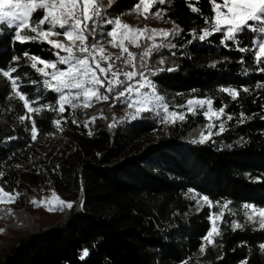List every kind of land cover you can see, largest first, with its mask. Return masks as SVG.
I'll return each instance as SVG.
<instances>
[{"label": "trees", "instance_id": "16d2710c", "mask_svg": "<svg viewBox=\"0 0 264 264\" xmlns=\"http://www.w3.org/2000/svg\"><path fill=\"white\" fill-rule=\"evenodd\" d=\"M135 3L116 0L111 13L129 12ZM195 6L211 15L208 0ZM162 7L168 9L165 19L170 17L184 31L172 41L176 48L162 49L149 61L153 69H165L152 76L154 83L180 102L191 94L211 97L217 109L227 105L225 112L233 116L227 130L207 143H193L194 132L206 121L201 114L174 125L147 113L115 128L105 119L86 128L81 111L73 116L67 110L62 132L52 123L59 116L44 112L42 123L37 121L38 139L32 141L28 122L18 120L24 115L21 103L6 99L10 88L0 77V171L4 173L0 182H7L6 190L21 193L44 185L73 202L61 223L31 230L0 248V264H182L185 259H199L200 264H264L259 248L264 231H254L251 225L233 231L221 224L217 247L209 246L201 256L198 249L210 227L209 209L197 212L185 196L192 188L213 201L231 200L229 207L236 208L237 215L229 218L226 213L229 223L231 219L244 223L239 212L244 202L264 206V89L255 88L264 82V73L257 70L264 65H256L250 54L234 50L230 42L229 48L223 47L220 34L188 44L189 30L196 27L199 32L204 19L190 10L186 0H172ZM0 28L5 29L0 34V69L6 70L9 62L16 66L12 57H21L18 71L27 75H22L20 90L43 91L47 102H55L58 94L28 83L39 75L23 57L29 51L53 59L48 45L13 42V30ZM242 39L248 43L252 34ZM161 57L166 58L163 65L157 62ZM170 67L176 70L167 71ZM222 87L251 91L241 92L233 101L219 91ZM241 112L249 117L242 123L238 122ZM73 118L77 123L71 122ZM157 129L162 134L151 141ZM85 249L89 255L81 259Z\"/></svg>", "mask_w": 264, "mask_h": 264}, {"label": "snow or ice", "instance_id": "6c2138e0", "mask_svg": "<svg viewBox=\"0 0 264 264\" xmlns=\"http://www.w3.org/2000/svg\"><path fill=\"white\" fill-rule=\"evenodd\" d=\"M114 2L108 0L105 6L103 0H0V25L13 30V42L46 44L54 57L44 59L29 51L23 53L28 66L39 75L38 80H29L28 83L39 84L44 91L58 94L53 103L47 102L43 91L33 94L20 90L24 86L22 75H27L18 71L21 57H12L16 66L9 62L6 70L0 69V77L6 78L10 88L6 99L21 103L24 115L18 116V120L21 123L28 122L31 140L38 139L40 129L37 121L39 119L42 123L44 112L59 116L52 123L62 132V125L68 122L67 116L63 115L67 110H71L75 116L77 110H86L94 103L110 100L132 110L124 119H137L144 112L159 111L163 123L174 125L185 122L189 115H203L208 123L193 143H207L214 135L224 133L227 121L233 120V116L225 112L227 105L217 109L213 107L214 100L211 97L197 96L187 99L183 104L169 105L151 79L165 71L163 67H149L152 56L162 49L176 48L177 44L172 41L181 36L184 30L170 17L166 22L172 23V28L148 25L141 28L122 19V15L135 13L138 18L164 21L168 9L161 6L166 3L170 6L172 0H137L128 13L110 18L108 9ZM186 3L205 22L199 32L196 27L189 30L192 39L187 41L188 44L196 40L203 42L220 34L223 47L229 48L231 44L234 50L250 54L256 65H264V0H208L210 16L204 15L201 8L195 6L201 4V0H186ZM153 8L156 9L154 12ZM4 31V28H0V34ZM246 33L252 34L248 43L242 39ZM132 47L141 51L134 52L130 50ZM109 48L119 49V54L109 51ZM240 62L243 63V57ZM158 63L165 64L166 58L161 57ZM211 66L215 67V62ZM175 70L174 67L167 69L170 72ZM257 70L264 73V67H258ZM255 88L264 89V82L257 83ZM219 91L235 101L241 92L248 94L251 90L249 87H222ZM106 118L101 110L99 116L94 115L84 120L83 124L87 128L97 119ZM248 118L241 112L238 122L242 123ZM71 122L77 123V120L73 118ZM115 124L114 119L110 127ZM88 134L92 135L91 128ZM3 176L4 173L0 171V178ZM256 182H260L259 178ZM6 188L7 182H0V217L14 215L13 210L5 206L15 203L21 196L20 192ZM185 196L194 202L197 212L205 207L209 209L210 227L201 238L198 249L201 256L206 254L209 246L217 247L216 238L222 236L221 224L233 231L244 230L246 225H251L254 231H264V206L244 202L239 205L244 223L237 219H231L229 223L224 219L226 213L229 218L237 215V209L229 207L233 203L231 200L213 201L208 195L192 188L187 190ZM31 203L45 206L48 211L73 207V202L65 201L55 190L51 191L50 197L33 199ZM3 231L0 229V232ZM219 246L222 247V244ZM259 248L264 252V243ZM88 255L85 249L81 259ZM182 264H200V260L185 259ZM243 264H247V261Z\"/></svg>", "mask_w": 264, "mask_h": 264}, {"label": "rangeland", "instance_id": "374dc122", "mask_svg": "<svg viewBox=\"0 0 264 264\" xmlns=\"http://www.w3.org/2000/svg\"><path fill=\"white\" fill-rule=\"evenodd\" d=\"M116 2V0H115ZM115 2L112 4L111 8L108 9L109 17L111 18L112 13V7L115 4ZM104 5L106 6L108 4V0H103ZM167 4V3H166ZM165 4V5H166ZM162 7V6H161ZM156 9L153 8L152 11L154 12ZM128 13V12H125ZM124 14V13H123ZM122 19L124 22L129 23L133 26L138 27H144V25H148L149 27H155V28H172L170 22L157 20V19H144L143 17H137L135 13H132L131 15H122ZM99 38V37H98ZM130 50L139 53L141 49H137L132 47ZM109 51L119 54V49L115 48H109ZM159 60H157L158 62ZM156 62V61H155ZM149 63V62H148ZM150 68H153L152 65ZM152 79V77H151ZM153 80V79H152ZM154 82V81H153ZM156 84V83H155ZM157 85V84H156ZM157 89L159 91L160 95L165 96L166 102L169 103V105H178L183 104L185 101L189 98H192L193 96L191 94L185 95L184 102H180L177 97L169 95L167 92H163L160 87L157 85ZM214 107V105H213ZM215 108V107H214ZM101 110H103V115L107 117L105 119L106 122H109L110 125L112 124L113 120L115 119L116 124L113 126L114 128L117 127L119 124H124L126 121H130L133 119H124L128 115L131 109L126 108L125 105L122 103H118L115 101H108V102H99L94 103L92 107L86 109V110H79L82 112L84 117L89 119L90 117L96 115L99 116L101 113ZM172 110V109H170ZM150 113V115L153 118H156L158 121L162 122V113L159 111H150V112H144L141 114L139 118H141L144 114ZM99 120V119H97ZM163 123V122H162ZM208 123L206 120L193 134V136L198 139L199 133L201 130L204 129V126ZM166 124V123H165ZM215 131V130H214ZM162 131L159 129L155 130L154 133L151 136V141H156L161 136ZM216 136V135H214ZM213 136V137H214ZM212 137V139H213ZM54 190V189H53ZM52 189L48 188L47 186L41 185L38 187L33 188L28 193H21V196L15 203H11L6 205L5 207L11 208L14 215L11 216H3L0 217V229H4L5 231L0 232V248H3L4 246H7L13 242L14 239H17L19 236L23 235L24 233H27L31 230H37V229H45L51 226H54L56 224L61 223L65 219H67L68 215L70 214V210L65 208L64 210H56V211H48L45 206H38L33 205L31 201L33 199H43L45 197L51 196ZM56 191V190H55ZM19 192V191H18ZM56 193L65 201H67L63 196L56 191ZM70 202V201H68ZM195 210L197 208L195 207ZM25 235V234H24ZM203 264H208V262H204Z\"/></svg>", "mask_w": 264, "mask_h": 264}]
</instances>
